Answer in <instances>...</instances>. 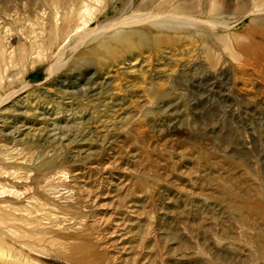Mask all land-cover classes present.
<instances>
[{"label": "rangeland", "instance_id": "obj_1", "mask_svg": "<svg viewBox=\"0 0 264 264\" xmlns=\"http://www.w3.org/2000/svg\"><path fill=\"white\" fill-rule=\"evenodd\" d=\"M56 1L0 0V264H264V0L48 74Z\"/></svg>", "mask_w": 264, "mask_h": 264}, {"label": "bare ground", "instance_id": "obj_2", "mask_svg": "<svg viewBox=\"0 0 264 264\" xmlns=\"http://www.w3.org/2000/svg\"><path fill=\"white\" fill-rule=\"evenodd\" d=\"M108 5L114 8L113 15L109 18H98L100 16L98 12H102L103 9L104 11L107 10ZM208 6L213 10L216 3L209 5L205 0H68L48 2L46 4L48 11L46 24L49 28L47 32L48 47L57 48L60 46L62 48L64 42L67 39L70 40L59 56L49 63L46 69L47 73L52 74L59 68L65 53L74 51L76 47L84 42L95 39L101 41V46H107L106 49L119 52L122 50L119 46L121 48L126 46L134 48L136 47L135 44H143L147 39L154 41L163 35H168L169 32L178 33L179 30L185 29V26L187 28L194 27L201 33L210 30L212 33H216L215 35L219 38L222 36L226 39L231 38L234 33L221 30L229 26L223 14L213 11L208 16ZM93 10L94 12H92ZM256 11H259V9ZM251 12H254V10ZM92 20H95L93 27L78 32L89 25ZM251 21L258 27H264V17H251ZM258 33L261 39H264V29H260ZM124 39L127 41L126 46L114 45V43ZM29 49L33 50L32 44ZM38 55H40V52ZM26 57H28V54L22 50L20 58L23 60ZM11 83H14V81L11 80ZM26 86L23 85L21 88ZM12 93L13 90L7 94ZM79 199L76 198V204L80 203ZM84 229L86 232L91 230L87 225ZM89 236L92 235L89 234ZM96 236L98 238L99 235ZM74 237L82 239V236L76 237L74 235ZM87 241L91 244L90 248H96L92 256L93 259L98 260L97 264H116L109 259L106 263L105 260H100L102 253L98 250L100 247L97 245L98 242H91L89 238H87Z\"/></svg>", "mask_w": 264, "mask_h": 264}]
</instances>
